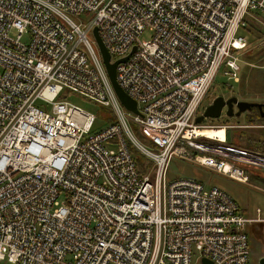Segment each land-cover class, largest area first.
I'll use <instances>...</instances> for the list:
<instances>
[{
	"label": "built area",
	"instance_id": "obj_1",
	"mask_svg": "<svg viewBox=\"0 0 264 264\" xmlns=\"http://www.w3.org/2000/svg\"><path fill=\"white\" fill-rule=\"evenodd\" d=\"M248 16L264 29V0H0V260L250 264L247 227L264 212L248 218L217 186L166 178L173 158L244 183L264 169L262 150L196 136L227 129L196 117L223 67L239 79ZM95 26L112 62L127 57L117 80L141 114L116 94ZM70 92L115 121L94 131ZM131 145L152 160L146 174Z\"/></svg>",
	"mask_w": 264,
	"mask_h": 264
},
{
	"label": "rangeland",
	"instance_id": "obj_2",
	"mask_svg": "<svg viewBox=\"0 0 264 264\" xmlns=\"http://www.w3.org/2000/svg\"><path fill=\"white\" fill-rule=\"evenodd\" d=\"M258 14V13H257ZM259 15V14H258ZM260 32H252L249 36L245 29L241 28L240 33L247 37L249 42L248 50H241L238 52L240 70L237 72L238 80L235 77L225 74V70H229L223 67L216 77V81L212 85L205 101L203 104L206 106L209 103L210 98H214L219 93H229L230 88L226 86L233 85L235 91H238L240 84L237 83L241 81L246 84L251 83L254 86H262L264 88V29L258 24ZM12 36H16L15 31L11 32ZM257 35L261 36L257 39ZM152 37V32L146 30L142 36V40H149ZM30 36L25 35L23 41L29 42ZM227 82L229 84H227ZM227 84V85H225ZM246 92V91H245ZM261 92V91H260ZM258 93V91H257ZM257 96V95H256ZM65 99L75 103L82 108L89 110L96 114L98 119L96 120L94 131H98L103 127H106L108 123L103 120L101 115V106L94 103L90 99L75 93H68V97ZM38 105H43L42 102H38ZM203 106V107H204ZM202 107V109H203ZM202 125H223L220 122L208 123L202 122ZM208 138L216 140H226L227 130H220L216 134H209ZM236 138V137H235ZM229 136L227 144H230ZM144 141V140H143ZM211 144H216V142L208 141ZM260 143L257 144L258 148ZM134 146V145H133ZM135 147V146H134ZM239 164V163H236ZM141 174H146L148 172V167L146 164L140 166ZM249 176V182L244 183L235 179H232L222 173H218L214 170L204 168L198 164L184 160L181 158H173L168 166L167 171V181H171L176 178H195L200 180L206 188L217 186L220 189L226 191L233 199L239 204L240 209L244 216L248 218L260 217L261 213L263 216L264 212V169L256 170L251 168V170L246 172ZM261 173V175L259 174ZM260 214V215H259ZM247 233L249 238V245L251 249L250 264H260V259L264 257V222H253L247 227ZM0 264H14L8 259L0 260Z\"/></svg>",
	"mask_w": 264,
	"mask_h": 264
},
{
	"label": "flooded vegetation",
	"instance_id": "obj_3",
	"mask_svg": "<svg viewBox=\"0 0 264 264\" xmlns=\"http://www.w3.org/2000/svg\"><path fill=\"white\" fill-rule=\"evenodd\" d=\"M237 83L240 84L238 91H235L232 84L226 86L230 88L229 93H219L214 98H210L206 106L202 105L204 107L203 109L201 107L197 117L204 114L207 106L217 96H222L224 103L220 115L217 118L204 117L203 122H220L226 126L230 145L257 150V144L264 141V88L258 85L254 86L247 81L245 84L241 79ZM227 84L229 83L227 82ZM240 102L247 103L240 104Z\"/></svg>",
	"mask_w": 264,
	"mask_h": 264
},
{
	"label": "water",
	"instance_id": "obj_4",
	"mask_svg": "<svg viewBox=\"0 0 264 264\" xmlns=\"http://www.w3.org/2000/svg\"><path fill=\"white\" fill-rule=\"evenodd\" d=\"M93 37L96 40V43L98 45V48L100 50V53L102 55L104 64L106 66L107 72L109 74L110 80L112 82V85L115 89L116 94L118 95L120 101L124 105V107L136 114H141L136 100H134L128 93L123 89V87L120 85V83L117 80V65L120 62L126 61V58H122L119 60H116L114 62L111 61V54L109 53L107 47L105 46L101 35L99 33V29L97 26L94 27L92 31ZM135 49V48H134ZM224 99L222 96H217L213 102L207 106L205 112L203 115L197 117L196 121L198 123L203 122L204 117H212V118H217L220 113H221V108L223 106ZM247 102H240V104H245ZM245 109V108H241ZM203 264H212V262L208 258H203ZM260 264H264V257L260 259Z\"/></svg>",
	"mask_w": 264,
	"mask_h": 264
},
{
	"label": "trees",
	"instance_id": "obj_5",
	"mask_svg": "<svg viewBox=\"0 0 264 264\" xmlns=\"http://www.w3.org/2000/svg\"><path fill=\"white\" fill-rule=\"evenodd\" d=\"M246 22H247V25L244 26L243 28L246 30L247 34L249 36H251L252 32H260L258 27V24H256L255 20L253 18H251V16H248L246 18ZM263 36V35H261ZM261 36H258L257 35V39H260ZM250 51V49L248 50V52ZM216 81V80H215ZM101 106V115L103 117V120L108 123V124H111L115 121V116L113 114V112L106 106H103V105H100ZM98 118V117H97ZM132 126H133V130H134V133L135 135L143 142L145 143H150L149 140L143 135L140 127L135 123V122H132L131 123ZM131 147V150L133 152V155H134V158L136 160V163L139 167V170H140V166L142 164H146V167H148V170L150 169V167L152 166L153 162L152 160H150L149 158H147L144 154H142V152L140 150H138L136 147L134 146H130ZM257 150H262L264 151V141L260 143L259 147L256 148ZM259 171V170H258ZM141 172V171H140ZM261 175V173H259Z\"/></svg>",
	"mask_w": 264,
	"mask_h": 264
},
{
	"label": "bare ground",
	"instance_id": "obj_6",
	"mask_svg": "<svg viewBox=\"0 0 264 264\" xmlns=\"http://www.w3.org/2000/svg\"><path fill=\"white\" fill-rule=\"evenodd\" d=\"M39 102H42L43 105H38L37 103V107H40L42 109H45V110H49L50 107H51V104L50 103H46V102H43V101H39ZM220 130H227L225 127H212V128H200V129H196V136L197 137H209L212 133L213 134H216L218 131Z\"/></svg>",
	"mask_w": 264,
	"mask_h": 264
},
{
	"label": "crops",
	"instance_id": "obj_7",
	"mask_svg": "<svg viewBox=\"0 0 264 264\" xmlns=\"http://www.w3.org/2000/svg\"><path fill=\"white\" fill-rule=\"evenodd\" d=\"M249 170H251V169H249Z\"/></svg>",
	"mask_w": 264,
	"mask_h": 264
}]
</instances>
